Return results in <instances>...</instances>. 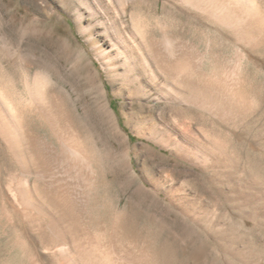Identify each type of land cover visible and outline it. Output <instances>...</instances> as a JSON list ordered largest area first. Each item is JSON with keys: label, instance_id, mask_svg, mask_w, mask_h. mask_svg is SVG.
I'll use <instances>...</instances> for the list:
<instances>
[{"label": "bare ground", "instance_id": "1", "mask_svg": "<svg viewBox=\"0 0 264 264\" xmlns=\"http://www.w3.org/2000/svg\"><path fill=\"white\" fill-rule=\"evenodd\" d=\"M77 5L79 9L85 6L92 15H102L105 19L99 24L105 26L103 33L107 41L96 39L93 33L83 35L94 54L88 63L84 85L97 106V118L120 146L118 156L128 160L132 181L123 186L121 193L130 195L132 200L153 199V209L161 205L168 211L176 204L172 189L156 178L158 174L152 168L150 151L136 149L126 139L119 116L110 105L107 88L119 81L123 89L124 79H132L137 85L136 92L141 93L139 98L158 103L156 107H150V112L161 109L163 113L183 115L186 110H192L196 119L206 113L211 132L218 134L217 140L207 133L199 136L191 125L178 127L179 130L174 128L178 130L177 135L161 124L158 126L150 115L156 131L141 127L137 131L141 138L153 142L160 138V147H170L173 151H226L219 136L225 133L232 137V129L243 117L227 116L207 104L203 100L206 94L201 92L217 98L222 92L231 96L235 90L234 106L239 110L238 114H248L254 102L243 88L237 66L224 71L221 77L215 72H205L203 65L206 55L211 52L210 45L202 51L194 42L176 37L160 18L152 23L149 15L158 14L167 5L175 9L179 6L188 8L204 18L210 27L227 30L236 43L251 52L264 46V3L259 0H78ZM238 55L239 59H249L240 49ZM25 86L28 98L19 102L7 97L3 88L0 89V240L7 241L12 250L22 246L27 264H46L45 260L52 264L152 263L156 249L151 234L143 239L135 236L123 239L116 219L109 237L106 228L101 227L99 191L103 186L99 165L95 154L88 151L76 123L81 114L82 99H76L70 105L64 93L52 91L50 82L42 76H36L33 83L27 76ZM239 88L243 94L237 91ZM114 94L120 92L114 91ZM137 105L131 104V112H126L123 106L122 115L127 119V126L142 117L144 106L135 112L133 107ZM26 113L45 120L59 146L47 141L37 129L27 127L23 120ZM226 126L230 127L229 131ZM159 131L166 134L161 135ZM138 165L142 166L141 172ZM170 177L167 172L163 179L167 182ZM116 178L119 175H115ZM134 185L136 188L133 189ZM197 206L204 205L201 202ZM218 220L216 216L212 217L213 227H217Z\"/></svg>", "mask_w": 264, "mask_h": 264}, {"label": "rangeland", "instance_id": "2", "mask_svg": "<svg viewBox=\"0 0 264 264\" xmlns=\"http://www.w3.org/2000/svg\"><path fill=\"white\" fill-rule=\"evenodd\" d=\"M77 1L0 0V89L19 102L28 98L26 77L33 83L36 76H42L50 82L52 91L64 93L70 105L82 99L76 123L88 151L95 154L99 165L103 186L99 191V214L107 237L116 220L123 239L128 240L130 236L143 239L151 234L156 260L150 264H264V46L247 52L227 30L210 27L204 18L181 6L175 9L167 5L158 14L149 15L152 23L160 18L176 37L194 42L202 51L210 45L211 52L203 65L205 72H215L221 77L224 71L237 66L243 88L254 102L249 113L243 115L234 106L235 90L231 96L222 92L217 98L201 92L206 94L203 100L207 104L227 116L242 115L243 119L232 129V137L225 133L219 136L226 151H173L170 147L162 149L160 138L153 142L137 135L141 127L156 131L150 115L158 126L161 124L171 133L177 134L178 127L192 125L197 135L207 133L217 140L218 134L211 132L209 116L205 113L200 120L196 119L192 110H186L183 115L163 113L161 109L150 112V107L158 103L139 98L141 93L136 92L137 85L132 79H124L123 89L119 81L109 85L110 105L119 116L126 139L132 147L150 151L156 178L172 189L175 206L168 211L161 205L153 209V199L132 200L130 195L121 193L123 186L132 181L128 160L118 156L120 146L97 118V106L84 85L88 63L94 54L83 35L93 33L96 39L107 41L103 33L105 26L99 24L105 19L102 15H92L85 6L79 9ZM154 33L159 37L158 31ZM239 49L248 54V60L239 59ZM97 66L100 67L98 62ZM114 91L120 94L115 95ZM237 91L244 93L240 88ZM130 103L138 104L133 107L135 112L138 107L144 106V109L142 117L127 126L122 112L123 106L126 112H131ZM23 120L27 127L37 129L47 141L59 146L45 120L29 113ZM227 130L230 127L226 126ZM138 166L141 172L142 166ZM1 167L0 158V170ZM167 172L171 180L165 182ZM115 175L119 178L114 179ZM201 202L204 206H197ZM213 216L219 219L217 227L211 224ZM220 220L223 221L220 223ZM11 248L7 241L0 240V264H27L24 248ZM47 261L46 264H52Z\"/></svg>", "mask_w": 264, "mask_h": 264}]
</instances>
